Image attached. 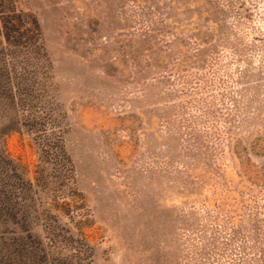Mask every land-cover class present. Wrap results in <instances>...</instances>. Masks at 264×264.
<instances>
[{
    "label": "rangeland",
    "instance_id": "374dc122",
    "mask_svg": "<svg viewBox=\"0 0 264 264\" xmlns=\"http://www.w3.org/2000/svg\"><path fill=\"white\" fill-rule=\"evenodd\" d=\"M11 5L0 264H264V0Z\"/></svg>",
    "mask_w": 264,
    "mask_h": 264
},
{
    "label": "trees",
    "instance_id": "16d2710c",
    "mask_svg": "<svg viewBox=\"0 0 264 264\" xmlns=\"http://www.w3.org/2000/svg\"><path fill=\"white\" fill-rule=\"evenodd\" d=\"M16 19H18V12L15 8H13V5H11V9H9L8 13H1L0 27L2 28V35L5 38L11 37L12 40H18V38H21L22 35L26 34L27 31L32 36L38 34V26L34 19L29 20L28 22L31 24V26H29V28L24 26L23 30L19 29V27L17 26ZM23 75V73H20V75L18 76L22 78ZM16 168L17 164L14 163L10 157H8L3 147H0V171L2 173V177L0 178V202L2 207H5L8 210V213L11 214L14 213V204L16 203V199H12L10 197L9 191H11V189L7 186V177L9 176L6 174L7 171L9 170L17 172L19 179V182L17 184L19 187V191L17 192H19V197L26 196L29 192V189L32 187V181L26 177H22V175L19 174Z\"/></svg>",
    "mask_w": 264,
    "mask_h": 264
}]
</instances>
